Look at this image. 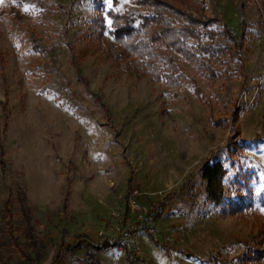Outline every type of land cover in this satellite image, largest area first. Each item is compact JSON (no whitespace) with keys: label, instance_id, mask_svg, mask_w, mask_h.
Segmentation results:
<instances>
[{"label":"rangeland","instance_id":"374dc122","mask_svg":"<svg viewBox=\"0 0 264 264\" xmlns=\"http://www.w3.org/2000/svg\"><path fill=\"white\" fill-rule=\"evenodd\" d=\"M111 9L145 11L0 0V264H264V0H204L239 49L217 80L174 54L172 89L100 32ZM216 161L219 206L201 177Z\"/></svg>","mask_w":264,"mask_h":264},{"label":"trees","instance_id":"16d2710c","mask_svg":"<svg viewBox=\"0 0 264 264\" xmlns=\"http://www.w3.org/2000/svg\"><path fill=\"white\" fill-rule=\"evenodd\" d=\"M130 1L139 9H144V13L133 15L111 9L105 12L104 16L99 15L95 25L100 28L101 33L106 32L111 37L120 49L121 56L132 55L141 60L143 67L153 78L164 82L167 88H178L183 78L174 61V54L196 64L207 79L217 80L221 77L217 68H220L223 59L239 49L238 40L229 26L219 19L205 15L204 0ZM106 20L109 21L108 25ZM215 24H221V29H213ZM203 38L209 41L208 44H204ZM191 41L194 42L193 45L190 44ZM225 175L226 170L219 161L206 164L201 172L202 179L207 183L208 198L216 206L224 200ZM250 196H238L227 201V213L244 214L252 206ZM115 245L106 240L94 247L100 252ZM81 248L82 243L71 245L72 251H79Z\"/></svg>","mask_w":264,"mask_h":264},{"label":"built area","instance_id":"2783aa9c","mask_svg":"<svg viewBox=\"0 0 264 264\" xmlns=\"http://www.w3.org/2000/svg\"><path fill=\"white\" fill-rule=\"evenodd\" d=\"M130 205H131L132 210L137 211V212H141L139 205H137L134 201H131Z\"/></svg>","mask_w":264,"mask_h":264}]
</instances>
